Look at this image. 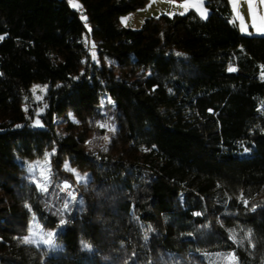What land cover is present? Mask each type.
<instances>
[{
	"label": "trees",
	"instance_id": "16d2710c",
	"mask_svg": "<svg viewBox=\"0 0 264 264\" xmlns=\"http://www.w3.org/2000/svg\"><path fill=\"white\" fill-rule=\"evenodd\" d=\"M145 1L80 0L83 19L66 0H0V264H190L177 240L231 193L261 252L235 255L264 264V35H243L229 0H205V20L190 9L122 27ZM34 84L47 88L38 115ZM103 94L118 122L105 150L70 121L57 132L56 115L89 119ZM46 154L91 175L64 222L29 178ZM33 216L56 247L22 240Z\"/></svg>",
	"mask_w": 264,
	"mask_h": 264
},
{
	"label": "rangeland",
	"instance_id": "374dc122",
	"mask_svg": "<svg viewBox=\"0 0 264 264\" xmlns=\"http://www.w3.org/2000/svg\"><path fill=\"white\" fill-rule=\"evenodd\" d=\"M69 7L78 11L81 18H85L80 0H66ZM164 4H175L167 0H162ZM159 0H146L142 6H138L135 10L119 16V24L122 27L138 29L141 27L143 19L150 16H158L161 14L174 15V13L155 12L147 13L158 6ZM191 3L195 8L201 7L197 0H192ZM256 15H254V23L251 29V19L244 18L242 34L247 36H263L264 35V2L257 0ZM234 4V3H233ZM205 6V1L203 2ZM208 9V8H207ZM244 9V5H243ZM242 9V10H243ZM188 10H182L177 14H185ZM207 14L199 15L205 20ZM87 30H90V25L86 23ZM6 36L5 33H0V41ZM85 39H89L86 37ZM91 57L98 65H109L110 61L107 58L101 60L96 50L90 46ZM46 85L34 84L32 87V103L35 114L43 112L44 93ZM108 101V103L106 102ZM73 123V130L83 131L86 133L84 147L88 150L103 151L110 142V137L118 129L116 111L112 107V99L106 94H103L98 106V113L89 119H80L71 111L64 115H56L54 117V125L57 132L66 133L65 122ZM37 125H42L41 122H36ZM50 154L42 159H33L27 161V167L30 180L35 181L39 189L42 191L43 205L52 213L56 214L61 222L66 220L69 213L79 210L84 205L83 194L89 190L91 175L89 171H81L72 166L69 161L63 157L59 165L56 166L50 159ZM240 198V194L229 195V208L224 213L219 215H210L205 221L200 222L190 230L191 236L184 240H177L187 252L190 264H243L235 255V250H246L252 257H261L259 249V241L251 228L243 225L238 218L242 209H235L236 203ZM218 227H225L224 235H219ZM55 230L45 228L33 216L27 226L26 233L22 236V240L26 243L56 247L54 238ZM224 237V238H223ZM225 237L227 239H225ZM178 239V238H177ZM95 249V247H94Z\"/></svg>",
	"mask_w": 264,
	"mask_h": 264
},
{
	"label": "crops",
	"instance_id": "0c3cea01",
	"mask_svg": "<svg viewBox=\"0 0 264 264\" xmlns=\"http://www.w3.org/2000/svg\"><path fill=\"white\" fill-rule=\"evenodd\" d=\"M191 1L192 0H178L177 3L172 2L175 4L174 6H172V5L164 4L162 0H159V2L157 3L158 6L152 10H148L147 12L143 13L144 14L143 16H147L148 15L147 13H151V11L153 13L158 12V11L159 12L164 11L166 13L177 14V13H180L184 9L185 10L193 9L199 15L207 14L208 9L206 5L205 6L203 5V2L205 0H197L199 2V5H201V7L199 8H195V6H193ZM256 1L257 0H229L233 16L235 17L237 21L240 32H242L243 30L242 25H243V21L246 15L247 17H249V19H251L250 24L252 25L251 26V29H252L253 23H254V15H256V10L258 9V6L255 3ZM243 5H244V9H243Z\"/></svg>",
	"mask_w": 264,
	"mask_h": 264
},
{
	"label": "built area",
	"instance_id": "2783aa9c",
	"mask_svg": "<svg viewBox=\"0 0 264 264\" xmlns=\"http://www.w3.org/2000/svg\"><path fill=\"white\" fill-rule=\"evenodd\" d=\"M167 1L174 2V3H177L178 2V0H167Z\"/></svg>",
	"mask_w": 264,
	"mask_h": 264
},
{
	"label": "snow or ice",
	"instance_id": "6c2138e0",
	"mask_svg": "<svg viewBox=\"0 0 264 264\" xmlns=\"http://www.w3.org/2000/svg\"><path fill=\"white\" fill-rule=\"evenodd\" d=\"M262 2H264V0H262ZM229 71H233V69L230 68Z\"/></svg>",
	"mask_w": 264,
	"mask_h": 264
}]
</instances>
